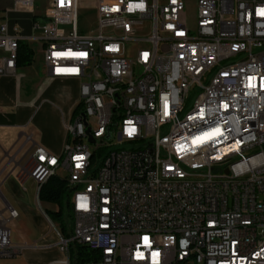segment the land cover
<instances>
[{"label":"built area","instance_id":"2783aa9c","mask_svg":"<svg viewBox=\"0 0 264 264\" xmlns=\"http://www.w3.org/2000/svg\"><path fill=\"white\" fill-rule=\"evenodd\" d=\"M262 9L264 0H11L0 76L18 75L20 47L38 41L47 78L79 87L62 153L35 144L20 170L38 196L67 172L74 221L60 250L99 251L86 264H264ZM11 10L29 14L32 34L10 27ZM215 128L222 135L193 143ZM16 218L0 209V258L18 254Z\"/></svg>","mask_w":264,"mask_h":264},{"label":"crops","instance_id":"0c3cea01","mask_svg":"<svg viewBox=\"0 0 264 264\" xmlns=\"http://www.w3.org/2000/svg\"><path fill=\"white\" fill-rule=\"evenodd\" d=\"M6 9L0 6V17L3 18ZM17 13L27 14L9 11L10 27L17 22L11 18ZM29 66H19L18 75L0 76V209L10 205L18 212V218L10 220L8 226L12 243L20 246L21 264H70V254L59 248L60 224L47 214V211H57L58 205L44 201L51 205L45 209L37 194V183L31 177H22L20 170L24 164L32 163L35 144L56 155L62 153L67 141L64 122L71 120L79 99V87L73 80H50L47 75L37 78L25 70ZM24 78H29L31 83L26 91L23 90ZM54 81L75 84L76 96L43 104V92ZM40 85L43 90L39 89ZM35 114L38 115L36 121ZM68 258L69 263L65 262Z\"/></svg>","mask_w":264,"mask_h":264},{"label":"rangeland","instance_id":"374dc122","mask_svg":"<svg viewBox=\"0 0 264 264\" xmlns=\"http://www.w3.org/2000/svg\"><path fill=\"white\" fill-rule=\"evenodd\" d=\"M0 6L10 8L11 7V0H0ZM86 16L83 17L80 15V26L85 28V31L88 32L90 29V24L95 19V15L93 11H85ZM186 13L189 17V23L192 24L194 21V14H195V6L192 2H189L186 7ZM12 19L17 21L18 25L23 29L24 34L29 35L32 34V30L30 29V16L29 14H22L17 13L14 16L11 17ZM30 47L32 48L34 55H33V61L31 65L29 66V69H25L27 71H30L32 74H35L37 78H43L46 76L45 73V66L42 60V54H41V48L42 45L38 41H32L30 42ZM26 71V72H27ZM20 72V71H19ZM21 73V72H20ZM29 78L23 79V88L24 91H26V87H31V83L28 80ZM76 86L75 84H70L69 82H61V81H54L51 85L48 86V88L43 92L42 100L44 101L43 104H46L48 102L55 103L58 102L59 98H67L70 95L75 97L76 96ZM40 90H43L42 85L39 86ZM42 96V95H41ZM196 97V92H192L189 96V105H192L194 99ZM39 112V111H38ZM38 114V113H36ZM35 114V121L37 120V116ZM116 148H124V144H118V146H115ZM90 149H94V145H90ZM56 175L60 178L65 179L67 176V172L61 168L57 169ZM42 205L45 209L51 208V205H48L44 201L42 202ZM56 223H59L56 221ZM72 223L70 222L68 225V228H72ZM61 231V230H60ZM22 257L20 254L15 255L14 257H2L0 258V264H21Z\"/></svg>","mask_w":264,"mask_h":264},{"label":"trees","instance_id":"16d2710c","mask_svg":"<svg viewBox=\"0 0 264 264\" xmlns=\"http://www.w3.org/2000/svg\"><path fill=\"white\" fill-rule=\"evenodd\" d=\"M33 50L22 45L19 49L18 65L29 66L33 61ZM71 189L67 180L52 175L40 188L39 198L41 201L55 203L58 205L57 211H47V214L53 221L60 224L61 232L69 236L68 225L74 221L73 212L69 203ZM99 251L90 249L85 244H74L70 248V264H86L98 258Z\"/></svg>","mask_w":264,"mask_h":264},{"label":"snow or ice","instance_id":"6c2138e0","mask_svg":"<svg viewBox=\"0 0 264 264\" xmlns=\"http://www.w3.org/2000/svg\"><path fill=\"white\" fill-rule=\"evenodd\" d=\"M129 7L131 8L132 6L130 5ZM135 7H141L142 8L143 5L142 4H138V5H135ZM258 14L259 15H264V9L260 10V12ZM57 55H60V54L57 53ZM80 55H83V53H81ZM61 71H63V70H61ZM220 135H222V132H221L220 128H215V129H212L210 132H205L203 134V136H201V137L194 138L193 143L194 144L201 143V142H204V140L212 139V138H214L216 136H220ZM144 240H145V243L147 244L148 243V238L145 237ZM153 255L155 256V255H158V254L154 253Z\"/></svg>","mask_w":264,"mask_h":264},{"label":"water","instance_id":"95a60500","mask_svg":"<svg viewBox=\"0 0 264 264\" xmlns=\"http://www.w3.org/2000/svg\"><path fill=\"white\" fill-rule=\"evenodd\" d=\"M91 141H93V139L91 138Z\"/></svg>","mask_w":264,"mask_h":264}]
</instances>
